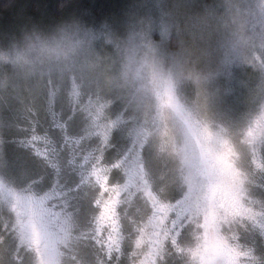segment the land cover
Wrapping results in <instances>:
<instances>
[{"label": "rangeland", "instance_id": "obj_1", "mask_svg": "<svg viewBox=\"0 0 264 264\" xmlns=\"http://www.w3.org/2000/svg\"><path fill=\"white\" fill-rule=\"evenodd\" d=\"M70 14L88 31L60 63L17 56L57 27L0 28V264H264V0H125ZM142 26L200 55L211 31L221 75L199 96L153 86L133 52L106 87L98 68L111 72L118 38L142 40ZM32 110L42 125L55 117L64 139L29 140L52 172L44 188V161L16 158L1 136Z\"/></svg>", "mask_w": 264, "mask_h": 264}, {"label": "clouds", "instance_id": "obj_2", "mask_svg": "<svg viewBox=\"0 0 264 264\" xmlns=\"http://www.w3.org/2000/svg\"><path fill=\"white\" fill-rule=\"evenodd\" d=\"M87 32L82 23L76 19L65 21L57 26L49 35H35L27 37L17 53L21 66L29 68L41 64L60 63L75 51L72 47V38L76 32ZM122 56L120 63L114 66L111 72H106L103 66L98 68L102 82L106 87L116 86L123 76H126L131 54L138 53L141 65L145 68V80L153 86H163L170 82L174 90L184 86H192L199 96L222 73V56H213L211 51L212 32H209L205 54H197L200 48L188 45L180 40L175 48L168 47L169 39L152 40L149 31L142 26V40L135 41L129 35L118 38ZM192 47V55H186Z\"/></svg>", "mask_w": 264, "mask_h": 264}, {"label": "trees", "instance_id": "obj_3", "mask_svg": "<svg viewBox=\"0 0 264 264\" xmlns=\"http://www.w3.org/2000/svg\"><path fill=\"white\" fill-rule=\"evenodd\" d=\"M121 1L125 3V0H0V28L4 26L13 28L22 27L26 29L35 27L52 31L71 15L70 13L75 7L76 9L80 8L93 11V14L98 15L101 13V6L106 4V8L109 6L111 8L113 4L116 2L120 3ZM206 1L208 3L211 2V0ZM172 38H174V36ZM32 112L33 110L31 113L19 114L16 120L12 122V132H5V134L1 136L4 142L13 146L12 153L16 155V158L25 156L28 159H35L39 162L44 161L43 163L40 162L42 166H40L39 170L44 169L46 171L49 181L45 186L41 187L35 184L40 188H44L50 184L52 172L48 168V162L37 154L34 146L31 145V141L29 144V140L33 135H39L48 140L47 144L50 145L53 143L62 148L64 146V139L61 140L62 132L54 122L55 117L52 116L51 118L47 116L46 121L42 125ZM64 118H68L69 122L70 116ZM76 132H68L66 135L74 136L78 134ZM44 141L45 144L46 140L44 139ZM61 151L62 156L66 158V151L64 149ZM0 172L4 174L3 170H0ZM41 177L40 174H36L23 182H12L17 185H23L30 180H34L37 183L40 181Z\"/></svg>", "mask_w": 264, "mask_h": 264}, {"label": "flooded vegetation", "instance_id": "obj_4", "mask_svg": "<svg viewBox=\"0 0 264 264\" xmlns=\"http://www.w3.org/2000/svg\"><path fill=\"white\" fill-rule=\"evenodd\" d=\"M160 225V224H159ZM161 226V225H160Z\"/></svg>", "mask_w": 264, "mask_h": 264}]
</instances>
